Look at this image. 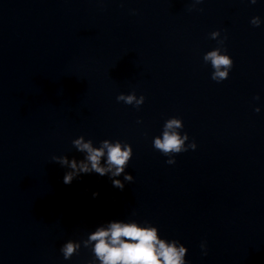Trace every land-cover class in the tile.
<instances>
[{"label": "water", "instance_id": "1", "mask_svg": "<svg viewBox=\"0 0 264 264\" xmlns=\"http://www.w3.org/2000/svg\"><path fill=\"white\" fill-rule=\"evenodd\" d=\"M133 92L139 108L117 101ZM173 117L197 148L168 164L153 141ZM81 136L130 144L134 180L65 184L52 157L83 160ZM0 168L31 264H92L61 247L111 222L157 227L187 264H264V0H0Z\"/></svg>", "mask_w": 264, "mask_h": 264}, {"label": "clouds", "instance_id": "2", "mask_svg": "<svg viewBox=\"0 0 264 264\" xmlns=\"http://www.w3.org/2000/svg\"><path fill=\"white\" fill-rule=\"evenodd\" d=\"M249 2L256 4L257 0H249ZM193 3L200 4L203 0H193ZM261 23L259 16L251 20V24L256 27H259ZM220 35V31L211 33V38L217 39L221 47L207 52L203 57L205 63H210L214 69L211 78L218 83L229 78L234 66L233 58L222 47L227 38L219 40ZM145 99L143 95L137 97L135 92L128 95L122 93L117 96V101L134 105L137 108L144 104ZM255 111L259 112L260 109L256 108ZM183 128L182 119L170 118L164 124L162 136L154 138V148L163 155L171 157L166 161L168 164L176 163V154L197 148L195 141L190 144L186 143L189 135L186 132L181 133L180 130ZM73 145L79 152L85 154L83 160L77 161L75 158L70 160L66 155L52 157L53 162L70 169L63 177L65 184L70 185L81 174L91 173L100 176L110 174L109 178L113 186L121 190L125 187L124 181L134 180V177L125 171L133 157V148L130 144L103 140L100 146L96 147L92 140H85V137L81 136L73 141ZM105 156L106 162L102 166L101 160ZM121 175L124 176L123 181L115 179ZM98 195L94 193V196ZM82 244L94 253L92 264H96V261H99V264H187L185 257L188 249L177 240L162 239L158 228L150 224L142 226L138 222H111L107 227H98L82 242L71 240L66 242L61 247L64 259H71L78 253ZM201 247L206 249L207 246L202 244Z\"/></svg>", "mask_w": 264, "mask_h": 264}]
</instances>
